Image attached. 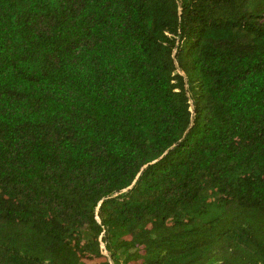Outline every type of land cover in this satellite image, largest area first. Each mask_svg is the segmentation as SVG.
<instances>
[{
  "label": "trees",
  "instance_id": "16d2710c",
  "mask_svg": "<svg viewBox=\"0 0 264 264\" xmlns=\"http://www.w3.org/2000/svg\"><path fill=\"white\" fill-rule=\"evenodd\" d=\"M0 264H264V0H0Z\"/></svg>",
  "mask_w": 264,
  "mask_h": 264
},
{
  "label": "rangeland",
  "instance_id": "374dc122",
  "mask_svg": "<svg viewBox=\"0 0 264 264\" xmlns=\"http://www.w3.org/2000/svg\"><path fill=\"white\" fill-rule=\"evenodd\" d=\"M102 247H104V246L102 245ZM104 253H105V254H107V252H106V251H104Z\"/></svg>",
  "mask_w": 264,
  "mask_h": 264
}]
</instances>
